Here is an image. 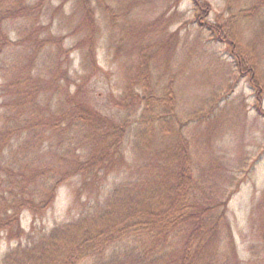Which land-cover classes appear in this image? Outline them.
Instances as JSON below:
<instances>
[{
    "label": "rangeland",
    "instance_id": "1",
    "mask_svg": "<svg viewBox=\"0 0 264 264\" xmlns=\"http://www.w3.org/2000/svg\"><path fill=\"white\" fill-rule=\"evenodd\" d=\"M20 1L37 0H2V6ZM200 1L207 2L204 9L198 0H46L38 19L32 15L7 19L4 28L14 38L28 36L31 28L40 24V38L49 33L63 36V46L77 48L68 54L57 44H48L32 62L30 56L36 51L32 45L5 49L0 61V131L9 130L11 137L0 156V198L10 195L13 188L20 190L23 172L53 164L59 167L61 154L91 146L88 129L77 124L58 131L30 128L34 115L31 110L24 111L20 104L7 102L12 97L2 88L16 81L25 65L31 64L42 80L51 75L60 77L64 93L50 87L42 96V102L49 100L53 110L68 109L67 102L75 94L72 103H76L75 98H87L103 113L135 122L143 106L129 97L132 84L142 94L145 87L159 95L171 88L176 111L189 119L185 132L199 186L203 191L225 188L226 194L238 186L227 205L237 252L233 261L264 263V115L258 109L254 85L238 71L230 45L216 39L199 21L215 22L228 17L229 1L237 4L240 0ZM85 5L93 8L97 22V63L92 60L87 41ZM250 25L253 29L247 27L243 35L253 37L257 46L264 47V31H254L262 27V22ZM58 66L67 73L60 76ZM68 86L71 95L67 93ZM118 99L126 102L120 104ZM261 106L264 109V99ZM137 132L135 122L124 144L128 162L134 161ZM142 150H138L139 154ZM48 173H41L31 184L39 195L48 185L44 178ZM121 176L118 171L110 174L101 195ZM82 187V177L76 175L59 186L45 211L35 214L24 209L21 229L0 233V264H7L9 254L27 261L21 257L27 249L48 236L54 227L76 218L87 196ZM229 246L226 244V248ZM219 261L225 262V257Z\"/></svg>",
    "mask_w": 264,
    "mask_h": 264
},
{
    "label": "trees",
    "instance_id": "2",
    "mask_svg": "<svg viewBox=\"0 0 264 264\" xmlns=\"http://www.w3.org/2000/svg\"><path fill=\"white\" fill-rule=\"evenodd\" d=\"M45 1H20L3 7L0 0V61L5 49L13 45L27 44L36 48L30 56L31 62L48 44H57L68 54L77 48V45L63 46V36L49 33L40 38L43 27L40 24L31 28L28 36L20 38L12 37L5 30L4 24L9 18L32 15L38 19ZM198 1L197 4L204 9L207 2ZM229 5L228 17L215 22L199 21L216 39L230 45L238 71L240 75L248 76L254 85L258 109L264 115L261 106L264 99V47L257 46L253 37L243 35L247 34V27L253 29L250 25L253 21L263 24L254 31H264V0H240L237 4L229 1ZM85 10L90 55L97 63L95 13L89 5H85ZM58 69L61 70L60 76L67 73L59 66ZM59 80L56 75L42 80L30 64L21 69L16 81L8 82L2 89L9 98L12 97L8 98L9 104H20L24 111L31 110V115L34 114L30 128L58 131L77 124L90 131L91 146L88 150L61 154L59 167L53 164L46 169L23 172L20 190L13 188L10 195L4 194L0 198V233L20 230L21 213L26 208L35 214L45 211L54 201L59 186L76 175L82 177L86 200L76 218L54 227L48 236H43L27 249V253L21 256L27 261L9 254L5 263L239 264L233 261L234 257L237 258L236 244L227 218L228 202L238 186L228 194L225 188L203 191L199 186L194 175L191 143L185 132L189 119H183L176 111L172 89L159 95L145 87L142 94L135 83L130 86L129 97L134 102L139 101L143 113L135 121L138 141L134 161L128 162L124 144L135 122L103 113L87 98H75L76 103H72L76 95L70 92L69 86L67 93L72 97L67 104L70 107L53 110L49 100L42 102V96L50 87L59 88L61 94L64 93ZM118 100L120 104L126 102ZM8 131H0V156L11 137ZM140 148H143L142 154L138 152ZM135 164L136 168L133 167ZM45 171L49 172L44 175L48 185L39 195L31 184ZM117 171L122 176L105 195H101L104 181L106 187L109 175ZM13 185L17 186V183L13 182ZM226 244L230 246L226 248ZM11 257L15 258L12 262ZM224 257L225 262L221 263L219 260Z\"/></svg>",
    "mask_w": 264,
    "mask_h": 264
}]
</instances>
